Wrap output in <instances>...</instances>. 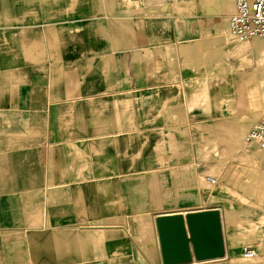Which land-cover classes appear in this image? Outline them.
<instances>
[{
  "label": "crops",
  "instance_id": "crops-1",
  "mask_svg": "<svg viewBox=\"0 0 264 264\" xmlns=\"http://www.w3.org/2000/svg\"><path fill=\"white\" fill-rule=\"evenodd\" d=\"M235 12L0 0V264H163L157 217L214 209L226 256L191 264H264V156L245 141L264 40L238 41Z\"/></svg>",
  "mask_w": 264,
  "mask_h": 264
},
{
  "label": "water",
  "instance_id": "water-1",
  "mask_svg": "<svg viewBox=\"0 0 264 264\" xmlns=\"http://www.w3.org/2000/svg\"><path fill=\"white\" fill-rule=\"evenodd\" d=\"M163 264H191L226 256L219 210L163 215L156 219Z\"/></svg>",
  "mask_w": 264,
  "mask_h": 264
},
{
  "label": "built area",
  "instance_id": "built-area-1",
  "mask_svg": "<svg viewBox=\"0 0 264 264\" xmlns=\"http://www.w3.org/2000/svg\"><path fill=\"white\" fill-rule=\"evenodd\" d=\"M236 12L229 19L231 33L240 42L253 39L264 40V0H235ZM247 143H255L264 156V123L254 126L246 136ZM210 184H216L214 178L206 179ZM246 259L256 257V251L246 246L243 249Z\"/></svg>",
  "mask_w": 264,
  "mask_h": 264
},
{
  "label": "rangeland",
  "instance_id": "rangeland-1",
  "mask_svg": "<svg viewBox=\"0 0 264 264\" xmlns=\"http://www.w3.org/2000/svg\"><path fill=\"white\" fill-rule=\"evenodd\" d=\"M260 40V39H259ZM262 40V39H261Z\"/></svg>",
  "mask_w": 264,
  "mask_h": 264
}]
</instances>
